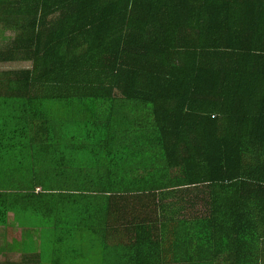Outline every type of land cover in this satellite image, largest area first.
Segmentation results:
<instances>
[{
  "label": "trees",
  "instance_id": "obj_1",
  "mask_svg": "<svg viewBox=\"0 0 264 264\" xmlns=\"http://www.w3.org/2000/svg\"><path fill=\"white\" fill-rule=\"evenodd\" d=\"M6 32L19 264L76 232L100 264H264V0H0Z\"/></svg>",
  "mask_w": 264,
  "mask_h": 264
},
{
  "label": "crops",
  "instance_id": "obj_2",
  "mask_svg": "<svg viewBox=\"0 0 264 264\" xmlns=\"http://www.w3.org/2000/svg\"><path fill=\"white\" fill-rule=\"evenodd\" d=\"M25 231L27 230L20 228L19 224L16 223L14 215H10L8 224L0 225V264H19L20 260L25 258V253L23 252L24 249L23 244L24 243L27 244V240L29 239L28 238L29 236L34 238L36 243L41 242L40 232L30 229L28 233H26ZM78 243L84 244V240H81V242ZM40 244H43V242H41ZM85 244L88 245L90 243H85ZM88 249L90 251H94L90 246H88ZM99 249H101V247ZM41 251H43V249L41 248L36 249L35 252H33L32 255H29L27 258L35 259L36 263L38 264L37 259L44 257L43 254H41ZM74 258H78L80 261V256L76 251L73 252L72 254L70 251H67L64 254L59 255L58 262H60V264H63V261L67 263H71ZM110 260L112 264H116L118 262V259L114 256H112ZM27 264H35V263L31 261L28 262ZM95 264H100V263H97L96 261Z\"/></svg>",
  "mask_w": 264,
  "mask_h": 264
},
{
  "label": "rangeland",
  "instance_id": "obj_3",
  "mask_svg": "<svg viewBox=\"0 0 264 264\" xmlns=\"http://www.w3.org/2000/svg\"><path fill=\"white\" fill-rule=\"evenodd\" d=\"M12 39H13L12 33L6 32V34L5 35L3 34V36H2V33H0V47H1V49L3 50L4 48H7L11 44ZM8 67H10V65H7V66H1L0 65V71L6 69ZM82 239H83V235L80 232H76V237L72 238L70 240V242H68L69 246H72L73 250H74V251H72V250L70 251L71 254L76 251L78 253V255L80 256V261L78 258H74L71 263H67V262L63 261V264H77V263H79V264H95L97 261V258L102 257V250L99 249L101 247V244H91L90 247L94 251H90L88 249L87 245L84 246L82 243H78ZM68 244L65 243V246H68ZM30 245L32 246L34 244L30 243L26 246L28 247ZM56 250L62 251L63 247H60V246L58 247V246L53 245V244L50 246H47V244L45 243L44 244V250H43V252H41V254H44V260H48L49 262L56 261L57 257H56L55 253L60 252V251H56ZM25 251L26 250L24 249L23 252H25Z\"/></svg>",
  "mask_w": 264,
  "mask_h": 264
}]
</instances>
